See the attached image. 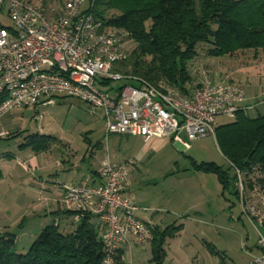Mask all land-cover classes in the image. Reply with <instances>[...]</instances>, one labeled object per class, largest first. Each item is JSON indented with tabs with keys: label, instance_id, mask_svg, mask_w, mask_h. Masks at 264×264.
I'll return each mask as SVG.
<instances>
[{
	"label": "built area",
	"instance_id": "2783aa9c",
	"mask_svg": "<svg viewBox=\"0 0 264 264\" xmlns=\"http://www.w3.org/2000/svg\"><path fill=\"white\" fill-rule=\"evenodd\" d=\"M84 2L63 0L48 17L41 6L26 0H0V11H7L12 23L11 28H0V81L6 93L0 114L53 104V96L72 97L92 112L102 111L107 136L171 139L186 150L189 142L215 137L219 117L234 119L239 110L252 109L244 106V90L231 81L180 89L114 70L128 58L124 33L81 10ZM112 82L124 83L114 95L105 90ZM42 98L49 99L40 102ZM233 170L242 215L264 228V185ZM99 177L97 186L64 185L61 204L76 220L83 214L96 217L103 263L113 264L119 249L131 242L147 245L153 236L137 217L138 208L122 196L127 165L106 159ZM258 244L262 255L250 264H264V235L259 234Z\"/></svg>",
	"mask_w": 264,
	"mask_h": 264
},
{
	"label": "crops",
	"instance_id": "0c3cea01",
	"mask_svg": "<svg viewBox=\"0 0 264 264\" xmlns=\"http://www.w3.org/2000/svg\"><path fill=\"white\" fill-rule=\"evenodd\" d=\"M47 16L50 17L51 14L47 13ZM251 52L256 55L250 56L249 53ZM257 53L259 52L254 50H240L220 57L208 56L207 54H205L206 58L196 56L188 67L191 84L196 87L212 78H215V81L212 82L231 81L234 84L236 83L233 79L236 78L254 81L260 77L261 72H264V54L258 56ZM205 69L208 70V77L204 73ZM189 85L186 84L185 86ZM238 86L241 87V85ZM2 91L0 81V92ZM113 92L114 90L111 91L112 95H114ZM48 99L42 98L40 102H45ZM254 100V97L246 94L244 106H250L252 109L244 110V112L252 117L264 115L259 108L262 107L261 104L252 103ZM48 105L51 104L39 105V107ZM262 105L264 107V101ZM99 111L103 116L102 111ZM31 135L48 136L51 137L52 141L47 142L44 141L45 139H41L40 143L48 144V146L35 150L32 146L25 145L27 138ZM11 139L14 141L13 145L8 143ZM86 141L89 140L86 139ZM142 141L146 148L144 153L148 151L158 153L171 139H151L149 141L142 139ZM67 144H62L61 139L53 135L42 134L40 131L29 133L26 129L0 130V233L13 235L17 249L18 246L20 248L18 249L19 252H25L41 230L48 225L55 224L63 234L73 232L80 218L76 220L72 214L63 209L61 204L63 186H76L83 182H87L90 186H97L101 183L99 174L103 161L108 159L112 162L110 158L103 157L100 161L96 159L99 163L94 164L90 159L94 158L95 151H91L88 157L87 154L81 156L75 153L70 146L67 147ZM101 144L100 142L94 145L90 144L89 149L91 150V147H94V150L101 149ZM175 145L180 151L184 150L180 145L176 143ZM112 163L131 164L130 161ZM189 163L185 169H181L178 163H175V168L169 176L163 177L162 181H165V184L162 190L158 193L152 191L151 194L142 198L137 192H141V185H136L137 183L131 179V173L128 171V180L122 189V196L138 208L137 217L145 222L151 231L161 233L170 226L180 227V229L173 236L165 237L163 240L161 245L163 255L160 261L156 262L153 259L154 244L152 242L144 246H138L131 242L122 248L125 263L235 264L232 259H228L226 249L219 248L218 243L214 241L219 239L220 234L218 232L223 226L219 223V219L212 215L220 200L227 201L226 196L233 195L239 202L236 182L232 180L235 175L234 170L230 168L229 163L228 169L222 167L223 170H227L229 175L228 182L222 183L216 173L197 169L201 163L215 164L214 162H197L190 158ZM230 171L232 172L230 173ZM254 173L249 178L259 183L258 179L264 176L258 172ZM179 175H185L186 178L182 179L187 180L185 184L187 190L182 193H177L173 185H169V181L173 178L175 182ZM238 205L239 214L235 219L237 221L244 219L240 203ZM233 206L234 204H231L228 208L231 209ZM171 217H173V221L167 222V218ZM190 218L196 224L195 230L190 227V232L199 233L197 237L187 234ZM93 221L97 222L95 219ZM207 232H210L214 239L205 237ZM262 233L264 235V231ZM146 246H148L149 254L138 248H145ZM249 252L254 254L251 256V261L261 255L262 250L258 244V239L256 244L249 247Z\"/></svg>",
	"mask_w": 264,
	"mask_h": 264
},
{
	"label": "trees",
	"instance_id": "16d2710c",
	"mask_svg": "<svg viewBox=\"0 0 264 264\" xmlns=\"http://www.w3.org/2000/svg\"><path fill=\"white\" fill-rule=\"evenodd\" d=\"M127 1L89 0L85 9L103 26L122 31L124 39L132 43L127 60L114 67L121 73L183 89L191 82L188 64L198 55L199 45H206V54L214 57L240 50L264 52V0ZM108 85L105 90L118 91L124 83ZM5 98L6 93L0 92V103ZM232 120L215 129L222 155L244 178L254 172L264 176V115L252 117L239 110ZM41 139L52 141L48 136L31 135L25 145L35 150L46 148L48 144H41ZM197 169L216 173L222 183L229 180L227 170L213 163H201ZM232 180L236 182L235 175ZM258 182L264 185V177ZM94 219L93 215H81L75 230L68 234L55 224L48 225L25 252L18 251L13 235L0 233V264H104L100 226ZM179 229L170 226L161 233L152 231L156 262L162 258L165 237ZM123 254L119 249L113 264H127Z\"/></svg>",
	"mask_w": 264,
	"mask_h": 264
},
{
	"label": "rangeland",
	"instance_id": "374dc122",
	"mask_svg": "<svg viewBox=\"0 0 264 264\" xmlns=\"http://www.w3.org/2000/svg\"><path fill=\"white\" fill-rule=\"evenodd\" d=\"M26 1L41 6L46 16L47 13H52L59 5L58 0ZM88 6L89 0H85L81 5V10L87 9ZM0 27H12V23L5 10L0 11ZM124 38L125 34L122 39L124 40V47L128 51L131 49L132 43ZM206 49V45H199L197 56L205 57ZM254 51L259 52L257 53L258 56H263L264 54L259 49L258 51ZM253 54L255 53H249L250 56H253ZM209 59L212 60V58ZM189 65L190 63L188 67ZM204 73L207 76L208 70L206 71L205 69ZM233 80L244 89L245 97L248 94L255 98L252 103L261 104L260 106L262 107L259 108L264 113V107L262 105L264 101V72H261L260 77L254 81H245L241 78ZM212 81H215V78L210 79L209 82ZM189 84V86H192L191 82ZM52 99L54 101L53 104L42 108L39 106L25 109L15 108L0 115V130L15 131L16 129H26L29 133H37L40 131L45 135H53L61 139L62 144L68 143L67 147L70 146L75 153L81 156L87 154L88 157L91 151H95L94 158L90 159L94 164L99 163L98 161L103 157H108L115 163L130 161V165L126 164L127 169L131 173V179L137 183L136 185H141V192L139 193L137 191L140 198L151 194L152 191L156 193L160 192L165 184V181H162L163 177L169 176L175 168V163H178L181 169H185L190 164V158L195 159L197 162H214L218 166L228 169V162L222 155L215 137L207 136L189 142L190 148L183 151L176 148L175 143L170 141L158 153H152V151L144 153L146 148L140 137L126 138L119 135L107 136L103 116L99 110L92 112L87 104L72 97H53ZM38 116L41 117L37 119ZM232 121V119L226 117H219L218 126L231 123ZM86 139L91 142L89 143ZM183 139H185L184 135ZM11 140L8 143L13 145L14 141ZM98 142L102 143L101 149L94 150V147H91V150L89 149L90 144L94 145ZM184 176L179 175L175 182L173 178L169 181V185L172 184L177 193H182L184 190H187L185 186L187 180L182 179L186 178ZM226 199L227 201L225 202L220 200L217 203L218 205L213 211L214 214H212L214 218L219 219V223L223 226L218 232L220 234L219 239L214 241L218 243L219 248L226 249L228 259H232L235 264H246L252 260L251 256L254 255L249 252V247L257 243L259 234L263 235L262 232L264 229L259 225L250 223L245 217L239 221L235 220L239 214V202L233 195L226 196ZM231 204H234V206L229 209L228 206ZM205 218L208 219L207 217ZM172 221L173 217L167 218V222L170 223ZM193 222L192 218H190L188 221L189 232L187 234L190 236L196 235L197 237L199 233L190 232V227L192 230L196 228V224ZM198 227H200V224H198ZM205 237L214 239V236L210 232H207ZM138 248L143 251L145 250L146 254L149 252L148 246ZM18 249H20L19 246Z\"/></svg>",
	"mask_w": 264,
	"mask_h": 264
}]
</instances>
